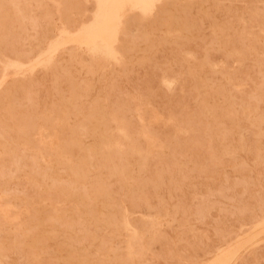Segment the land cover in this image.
I'll list each match as a JSON object with an SVG mask.
<instances>
[{"label": "rangeland", "instance_id": "rangeland-1", "mask_svg": "<svg viewBox=\"0 0 264 264\" xmlns=\"http://www.w3.org/2000/svg\"><path fill=\"white\" fill-rule=\"evenodd\" d=\"M6 1L0 264H264V0H128L88 46L97 0Z\"/></svg>", "mask_w": 264, "mask_h": 264}, {"label": "bare ground", "instance_id": "bare-ground-1", "mask_svg": "<svg viewBox=\"0 0 264 264\" xmlns=\"http://www.w3.org/2000/svg\"><path fill=\"white\" fill-rule=\"evenodd\" d=\"M8 1V0H7ZM6 1V2H7ZM27 1V0H26ZM128 0H97V12L96 13H94L93 15V18H94V25L93 26H91V27H83V26H81V27H78V30H77V33L75 34L76 36H75V38H70V41H73V42H77V43H79V44H81V45H86V46H88V45H91L94 41H95V39H102L103 37L104 38H107V39H109L110 41H111V43L113 44L116 40H114V38H113V36L114 35H112V31H111V28L112 27H117V25L119 24V18L121 17V15H120V12L123 10V9H125L126 7H127V2ZM141 5H144L145 3H147V1H151V0H137ZM23 2V1H22ZM154 2H155V0H154ZM1 3V2H0ZM16 3V2H15ZM20 3V2H19ZM37 3V2H36ZM150 4H152V3H150ZM0 5H2V3L0 4ZM4 5V4H3ZM18 5V4H17ZM17 5H15V7H17ZM20 5H21V3H20ZM144 6H147V5H144ZM152 6V5H151ZM149 7V8H152V7ZM13 7V6H12ZM140 8V7H139ZM17 9V8H16ZM15 9V15H18V13H19V11L21 10V9H17L16 10ZM153 9V8H152ZM5 10V9H4ZM14 10V9H13ZM128 10V9H127ZM163 10H164V8H163ZM96 11V10H95ZM158 11V10H157ZM162 11V10H161ZM165 11V10H164ZM23 13V12H22ZM138 14V13H137ZM12 14H10V16H11ZM14 14H13V16H15ZM47 15V14H46ZM45 15V16H46ZM9 16V17H10ZM20 16V15H19ZM22 17H23V15H21ZM52 16V15H51ZM25 17V16H24ZM47 17H49V16H47ZM131 17V16H130ZM134 17V16H133ZM140 17V16H139ZM7 18H8V14H7V11L6 12H4L3 11V8L1 9V7H0V27H2V26H4V28L6 27L5 25H3L4 23H6V20H7ZM14 18V17H13ZM17 18V17H16ZM15 18V19H16ZM41 18H43V17H41ZM41 18H38V20H40ZM45 18V17H44ZM62 18V17H61ZM132 18V17H131ZM18 19V18H17ZM20 19V18H19ZM47 19V18H46ZM49 19V18H48ZM91 19H92V17H91ZM9 20V19H8ZM87 20V19H86ZM163 20V19H162ZM175 20V19H174ZM23 21V20H22ZM37 21V20H36ZM44 20H42V22H43ZM47 21V20H46ZM45 21V22H46ZM53 21V20H52ZM70 21V20H69ZM18 22H21V21H19L18 20ZM41 22V23H42ZM45 22H43V24L41 25L42 26V28H43V26H45L44 25V23ZM54 22V21H53ZM132 22V21H131ZM135 22V21H134ZM150 22V21H149ZM32 23V25H33V22H31ZM70 23V22H69ZM126 23V22H125ZM130 23V22H129ZM158 23H160V22H158ZM18 24H22V23H18ZM25 24V23H24ZM60 24V23H59ZM141 24V23H140ZM168 24V23H167ZM50 25V24H49ZM53 25V24H52ZM138 25V24H137ZM151 25V24H150ZM18 26V25H17ZM65 26H66V24H65ZM141 26V25H140ZM19 27V26H18ZM25 26L24 25H22V28H24ZM36 27H38V26H36ZM36 27H33L34 29L36 28ZM46 27H49V26H45V28ZM51 27V26H50ZM156 27V26H155ZM163 27V26H162ZM52 28V27H51ZM186 28V27H185ZM3 29V28H2ZM16 28H14V30H15ZM19 29V28H18ZM18 29H16V30H18ZM49 30H50V28H48ZM46 30V31H48L49 32V30ZM53 29V28H52ZM51 29V30H52ZM125 29H127V28H125ZM4 30V29H3ZM11 30V29H10ZM44 30V29H43ZM141 30V29H140ZM5 31V30H4ZM45 31V32H46ZM8 31L6 30V33H7ZM15 32V31H14ZM41 33H42V30L40 31ZM48 32H46V33H48ZM51 33H52V31H50ZM61 32V31H60ZM22 33V32H21ZM37 33V32H36ZM62 34H68L69 32L68 31H66V30H63L62 32H61ZM75 33V32H74ZM0 34H2V33H0ZM8 35H9V32H8ZM19 35H20V32H19ZM38 35V33L36 34V36ZM40 35H42V34H39V36ZM47 35V34H46ZM49 35H51V34H49ZM120 35V34H119ZM124 35V34H123ZM125 35H127V34H125ZM21 36V35H20ZM139 36V35H138ZM137 36V37H138ZM142 36V35H141ZM52 37V36H51ZM120 37V36H119ZM126 37V36H125ZM128 37V36H127ZM1 39H2V37H0ZM4 38H5V36H4ZM7 38V37H6ZM10 38H11V36H10ZM20 38V37H19ZM40 38V37H39ZM44 38V37H43ZM130 38V37H129ZM14 39V38H13ZM13 39H12V41H13ZM21 39V38H20ZM123 39V38H122ZM8 40V39H7ZM21 40H23V39H21ZM106 40V39H105ZM5 41V40H4ZM9 41V40H8ZM11 40H10V43L12 42ZM133 40H131V42H132ZM1 42V41H0ZM38 42V41H37ZM44 42V41H43ZM4 43V42H3ZM53 43V42H52ZM52 43H50V44H52ZM55 43V42H54ZM54 43H53V45H54ZM4 44H6V43H4ZM184 44V43H183ZM0 45H1V43H0ZM3 45V44H2ZM1 45V46H2ZM8 45V44H7ZM6 46V45H5ZM52 46V45H51ZM58 47V43H56L55 44V47ZM104 46V45H103ZM126 46V45H125ZM41 47V46H40ZM68 47V46H67ZM70 47V46H69ZM102 47V46H101ZM4 48V47H3ZM2 48V49H3ZM24 48H26V46L25 47H23V49L21 48L20 50H26L27 51V49H24ZM28 48V47H27ZM39 48V47H38ZM49 49H51L52 50V48H50V46L48 47ZM54 48V47H53ZM107 48H108V46H107ZM117 48H118V46H117ZM35 49V48H34ZM41 49V48H40ZM55 49V48H54ZM58 49V48H57ZM95 49H97V48H95ZM4 50H6V49H4ZM13 50V49H12ZM45 50V49H44ZM99 50V49H98ZM112 51H113V49H111ZM118 50V49H117ZM3 51V50H2ZM8 51V50H7ZM30 51H32L31 50V48H30ZM29 51V52H30ZM36 51V50H35ZM47 51V50H46ZM90 51H92L91 49H90ZM128 51H129V49H128ZM6 52V51H5ZM11 52V51H10ZM15 52V51H14ZM21 52V51H20ZM28 52V53H29ZM37 52V51H36ZM40 52H41V50H40ZM104 52H105V50H104ZM115 52V51H114ZM12 53V52H11ZM106 53H108V50H107V52ZM109 53H110V51H109ZM33 54H35L34 53V51H33ZM39 54V53H38ZM71 54H73V53H71ZM4 55V54H3ZM6 55H7V53H6ZM15 55V54H14ZM19 55V54H18ZM25 55V54H24ZM30 55V54H29ZM29 55H28V57H29ZM32 55V54H31ZM30 55V56H31ZM36 55H37V53H36ZM40 55V54H39ZM111 55V54H110ZM113 55V54H112ZM69 56H71V55H69ZM23 57H25V56H23ZM23 57H22V59H23ZM27 57V58H28ZM38 57V56H37ZM72 57H74V56H72ZM72 57L71 58H69V59H72ZM92 57V56H91ZM90 57V58H91ZM109 57V56H108ZM114 57V56H113ZM118 57H120V56H118ZM11 58H13L12 56H11ZM20 58V57H19ZM85 58V57H84ZM13 59H15V58H13ZM93 59V58H92ZM8 60V59H7ZM16 60V59H15ZM27 60V59H26ZM91 61V60H90ZM95 61V60H94ZM100 61V60H99ZM89 61H87V63H88ZM107 62V61H106ZM16 63V62H15ZM83 63V62H82ZM90 63V65H92V63L91 62H89ZM94 63V62H93ZM98 63V62H97ZM11 64V63H10ZM86 64V63H85ZM89 65V64H88ZM89 65V68L91 67ZM96 65V64H95ZM12 66H14V68H16L17 69V67H19L20 68V66L18 65V64H13L12 63ZM26 66V65H25ZM93 66H94V64H93ZM103 66V65H102ZM84 67V66H83ZM95 67V66H94ZM6 68H8V67H6ZM62 68V67H61ZM85 68V67H84ZM105 69V68H104ZM91 70V69H90ZM96 70V69H95ZM128 70V69H127ZM56 71V70H55ZM106 71V70H105ZM112 71V70H111ZM64 72V71H63ZM92 72H93V70H92ZM124 72V71H123ZM66 73H67V71H66ZM104 73V72H103ZM22 74V73H21ZM63 74H65V73H63ZM62 74V75H63ZM89 74V73H88ZM102 74V73H101ZM113 74V73H112ZM125 74V73H124ZM14 75V74H13ZM58 75V74H57ZM67 75H68V73H67ZM67 75L65 76V77H67ZM125 77V76H124ZM103 78V77H102ZM123 78V77H122ZM58 79V78H57ZM93 79V78H92ZM100 79H101V77H100ZM111 79V78H110ZM127 79V78H126ZM3 80V79H2ZM56 80V79H55ZM67 80H68V78H67ZM102 80V79H101ZM116 81H117V79H115ZM114 80V81H115ZM65 81V80H64ZM96 81H100V80H97L96 79ZM103 81V80H102ZM110 81V80H109ZM92 82V81H91ZM111 82V81H110ZM2 83V82H1ZM86 83H88V82H86ZM82 84H84V83H82ZM91 84V83H90ZM103 84V83H102ZM105 84V83H104ZM70 85V84H69ZM111 85V84H110ZM114 85V83L112 82V86ZM20 86V85H19ZM31 86V85H30ZM80 86V85H79ZM78 86V87H79ZM84 87H86L85 86V84L83 85ZM90 86V85H89ZM118 87V86H117ZM115 88V87H114ZM16 89V88H15ZM20 89H21V87H20ZM24 89V88H23ZM87 89V87L84 89V90H86ZM30 90V89H29ZM67 90V89H66ZM72 90H74V89H72ZM83 90V89H82ZM81 90V91H82ZM6 90H4V92H5ZM15 92V91H14ZM6 93V92H5ZM80 93V92H79ZM1 94H3V93H1ZM9 94V93H8ZM8 94H5V96L6 95H8ZM72 94V93H71ZM70 94V95H71ZM76 93H74V95H75ZM78 94V93H77ZM26 96V95H25ZM27 96H28V94H27ZM76 96V95H75ZM220 96V95H219ZM3 97V96H2ZM71 97V96H70ZM81 97V96H80ZM6 98V97H5ZM13 98V94H12V97H11V99ZM9 99H10V96H9ZM16 99V98H15ZM76 99V98H75ZM70 100V99H69ZM118 100V99H117ZM12 102L13 101H15V102H13L14 104L15 103H17L18 104V100L16 101V100H11ZM70 101H72V100H70ZM9 102V101H8ZM12 103V104H13ZM76 103V102H75ZM11 104V105H12ZM13 104V105H14ZM16 104V105H17ZM71 104V103H70ZM58 105V104H57ZM116 105V104H115ZM123 105V104H122ZM121 105V106H122ZM114 106V105H113ZM117 106V105H116ZM115 107V106H114ZM131 107V106H130ZM55 108V107H54ZM60 110V109H59ZM23 111V110H22ZM72 111H74V110H72ZM100 111V110H99ZM102 111V110H101ZM113 111H114V108H113ZM15 112H17V111H15ZM96 112H97V110H96ZM115 112V111H114ZM117 112H119V111H117ZM125 112V111H124ZM129 112V111H128ZM133 112V111H132ZM27 113V112H26ZM61 113V112H60ZM95 113V112H94ZM110 113V112H109ZM25 114V113H24ZM57 114H58V112H57ZM64 114V113H63ZM106 114V113H105ZM116 114V113H115ZM122 114V113H121ZM28 115V114H27ZM27 115H25V116H27ZM58 115H60V114H58ZM109 115V114H108ZM107 115V116H108ZM117 115H119V114H117ZM103 116V115H102ZM263 116V115H262ZM89 117H91V116H89ZM258 117V116H257ZM30 118V117H29ZM85 118V117H84ZM111 118V117H110ZM109 118V119H110ZM116 118H117V116H116ZM199 118V117H198ZM86 119H88V118H86ZM99 119V116H98V114L97 115H95V116H93V120H94V122L95 121H97ZM28 120V119H27ZM92 120V119H91ZM108 120V119H107ZM44 121V120H43ZM99 121V120H98ZM46 122V121H45ZM49 122V121H48ZM84 122V121H83ZM92 123V122H91ZM96 123H98V122H96ZM101 123V122H100ZM104 123H106V122H104ZM108 123V122H107ZM111 123H112V121H111ZM30 124H32V123H30ZM46 124V123H45ZM45 124H43L44 126H45ZM85 124V123H84ZM83 124V127L85 126ZM110 124V123H109ZM189 124V123H188ZM79 126H80V123L78 124ZM89 125V124H88ZM93 125V124H92ZM91 125V126H92ZM128 125V124H127ZM36 126V125H35ZM91 126H90V129H91ZM98 126V125H97ZM107 126H108V124H107ZM112 126V125H111ZM129 126V125H128ZM134 126V125H133ZM187 126V125H186ZM262 126V125H261ZM6 127V126H5ZM9 127V126H8ZM75 128H76V126H74ZM78 127V126H77ZM106 128V127H105ZM127 128V127H126ZM93 129H94V126H93ZM108 129V128H107ZM130 129H131V126H130ZM72 130H74V129H72ZM127 130V129H126ZM35 131V130H34ZM83 131H85V130H83ZM133 132V131H132ZM136 132V131H135ZM70 133H71V131H70ZM134 133V132H133ZM93 134V133H92ZM105 134H106V131H105ZM119 134V133H118ZM132 134V133H131ZM77 135H78V133H77ZM6 136V135H5ZM80 136V135H79ZM87 136H89V135H87ZM108 135H106V137H107ZM122 136V135H121ZM147 136V135H146ZM166 136V135H165ZM82 137V136H81ZM111 137V136H110ZM109 137V138H110ZM119 137V136H118ZM130 137V136H129ZM147 137H149V136H147ZM224 137V136H223ZM227 137V136H226ZM68 138V137H67ZM70 138V137H69ZM137 138V137H136ZM135 138V139H136ZM45 139V138H44ZM82 139V138H81ZM87 139V138H86ZM102 139V138H101ZM243 139V138H242ZM264 139V138H263ZM137 140V139H136ZM141 140V139H140ZM139 140V141H140ZM71 141V140H70ZM69 141V142H70ZM76 141H78V140H76L75 139V143H77ZM138 141V142H139ZM122 142H123V138H122ZM121 142V145L123 144ZM148 142V141H147ZM64 143V142H63ZM72 143H74V142H72ZM71 143V144H72ZM107 143V142H106ZM120 143V142H119ZM70 144V145H71ZM137 144V143H136ZM144 143L142 142L141 143V147H142V145H143ZM68 144H67V141H66V145L65 146H67ZM72 145H74V144H72ZM76 145V144H75ZM81 145V144H80ZM92 145V144H91ZM99 145V144H98ZM64 146V145H63ZM83 145H81V147H82ZM87 146V145H86ZM143 146H145V145H143ZM150 146V145H149ZM92 147V146H91ZM106 147V146H105ZM128 147H130V146H128ZM140 147V146H139ZM141 147H140V149H141ZM86 148V147H85ZM89 148V149H88ZM88 148H86V149H88L87 151H89L90 152V147L88 146ZM65 149V148H64ZM108 149V148H107ZM139 149V150H140ZM142 149L144 150V148L142 147ZM66 150H68V149H66ZM70 150V149H69ZM69 150H68V153L70 154V152H69ZM77 150V149H76ZM83 150H84V148H83ZM99 150V149H98ZM126 150H128V149H126ZM142 150V151H143ZM129 151H130V149H129ZM181 151V150H180ZM75 152V151H74ZM81 152V151H80ZM84 152V151H83ZM78 153H79V150H78ZM88 153V152H87ZM86 153V154H87ZM93 153H95V152H93ZM92 153V154H93ZM100 153V152H99ZM115 153H116V151H115ZM66 154V153H65ZM68 154V155H69ZM75 154V153H74ZM77 154V153H76ZM91 154V153H90ZM90 154H89V156H90ZM121 154H124V153H121ZM125 154H126V152H125ZM229 154V153H228ZM82 155V154H81ZM83 155H84V153H83ZM88 155V154H87ZM94 155V154H93ZM100 155H101V153H100ZM99 155V156H100ZM118 155V154H117ZM121 156V155H120ZM126 156L127 155H125V156H123V157H125V159H126ZM131 156V155H130ZM52 157V156H51ZM102 157V156H101ZM100 157V158H101ZM131 157H133V156H131ZM144 157H145V155H144ZM178 157V156H177ZM89 158H92V157H89ZM129 158V157H128ZM84 159V158H83ZM102 159V158H101ZM150 159V158H149ZM77 160H79V159H77ZM81 160V159H80ZM85 160H89V159H85ZM95 160V159H94ZM93 160V161H94ZM128 160V159H127ZM133 160V159H132ZM138 160V159H137ZM84 160H82V162H83ZM101 161V160H100ZM105 161V160H104ZM120 161V160H119ZM149 161V160H148ZM79 163L81 162V161H78ZM90 162V161H89ZM95 162V161H94ZM122 162V161H121ZM129 162V161H128ZM138 162V161H137ZM144 163H145V161H144ZM89 164H92L93 165V162H91V163H89ZM97 164V163H96ZM95 164V165H96ZM123 163H121V165H122ZM127 164V163H126ZM125 164V165H126ZM92 165L91 166H89V167H92ZM111 165V164H110ZM124 165V166H125ZM128 165V164H127ZM132 165V164H131ZM136 165V164H135ZM153 165V164H152ZM163 165V164H162ZM78 166V165H77ZM94 166V165H93ZM137 166V165H136ZM96 167V166H95ZM98 167V166H97ZM103 168L105 167V166H102ZM135 167V166H134ZM68 168V167H67ZM83 168V167H82ZM130 168H132V167H128V170L130 169ZM146 168V167H145ZM80 169V168H79ZM85 169V168H84ZM84 169H82V170H84ZM90 169H92V168H90ZM93 169H94V167H93ZM92 169V170H93ZM125 169V168H124ZM140 169V168H139ZM149 169V168H148ZM33 170V169H32ZM81 170V169H80ZM86 170V169H85ZM147 170V169H146ZM111 171V170H110ZM116 171V170H115ZM118 171V170H117ZM37 172V171H36ZM88 172V170L85 172L84 171V173H87ZM128 172V171H127ZM142 172V171H141ZM82 173H83V171H82ZM82 173H80V174H82ZM168 173V172H167ZM79 174V173H78ZM153 174V173H152ZM156 174V173H155ZM172 174H173V172H172ZM69 175H72V174H69ZM82 175H84V174H82ZM88 175V174H87ZM108 175V174H107ZM112 176V175H111ZM125 176H127V175H125ZM40 177H43L42 175L40 176ZM71 177V176H70ZM74 177H75V175H74ZM74 177H72V179H77V177L78 176H76V178H74ZM86 177V176H85ZM129 177V176H128ZM131 177H129V179H130ZM69 179V178H68ZM38 180H39V178H38ZM52 180V179H51ZM69 181H70V179H69ZM71 182V181H70ZM69 183V182H68ZM94 183V182H93ZM72 184H75V183H72ZM91 184V183H90ZM89 184V187L91 186ZM56 185V184H55ZM70 185V184H69ZM95 184H93L92 186H94ZM141 185V184H140ZM143 185H147V184H145V183H143ZM57 186H59V185H57ZM92 186L90 187V188H92ZM96 186V185H95ZM98 186V185H97ZM97 186H96V189H97ZM101 186V185H100ZM138 186V185H137ZM155 186V185H154ZM60 187V186H59ZM71 187H74V186H72L71 185ZM87 187V186H86ZM67 188V187H66ZM84 188V187H83ZM105 188V187H104ZM142 188H144V187H142ZM141 187H140V189H142ZM58 189V188H57ZM70 189V188H69ZM71 189H74V188H71ZM89 189V188H88ZM98 189H99V187H98ZM98 189L97 190H95V191H97L96 193H98ZM139 189V188H138ZM145 189V188H144ZM143 189V190H144ZM150 190H153V188L151 189V187L149 188ZM53 190V189H52ZM67 190V189H66ZM100 190H101V188H100ZM112 190V189H111ZM143 190H141L142 192H143ZM147 190V189H146ZM149 190V191H150ZM64 191V190H63ZM94 191V190H93ZM92 191V192H93ZM94 191V192H95ZM140 191V190H139ZM145 191V190H144ZM76 192V191H75ZM85 192V191H84ZM91 192V191H90ZM92 193V195L93 194H95L96 195V193ZM103 192V191H102ZM146 192H148V191H146ZM89 193V192H88ZM106 193H108V192H106ZM106 193H105V195H106ZM116 193H118V192H116ZM133 193V192H132ZM136 193V192H135ZM138 193V192H137ZM150 193V192H149ZM99 194H101V193H99ZM114 194V193H113ZM72 195V194H71ZM102 195V194H101ZM77 196V195H76ZM85 197H86V195H84ZM94 196V195H93ZM97 196H98V194H97ZM96 196V197H97ZM107 196V195H106ZM113 196H115V195H113ZM88 197V196H87ZM102 197V196H101ZM124 197H125V195H124ZM135 197V196H134ZM78 198V197H77ZM79 199V198H78ZM84 199V198H83ZM86 199V198H85ZM93 200H94V198H92ZM111 199V198H110ZM77 200V199H76ZM82 200V199H81ZM95 201H97V200H94V203H95ZM116 201V200H115ZM118 201V200H117ZM137 203H138V201H137ZM143 203V202H142ZM96 204V203H95ZM87 205V204H86ZM128 205V204H127ZM137 205V204H136ZM140 205V204H139ZM138 205V206H139ZM88 206H89V204H88ZM91 206V205H90ZM132 206V205H131ZM122 207H124V205L122 206ZM125 208V207H124ZM75 211V210H74ZM89 211V210H88ZM87 211V212H88ZM72 212V211H71ZM92 212H93V210H92ZM95 212V211H94ZM89 213V212H88ZM61 214V213H60ZM89 214H92L91 212L89 213ZM97 214V213H96ZM94 215H95V213H94ZM104 215V214H103ZM162 215V214H161ZM199 215V214H198ZM34 217V216H33ZM96 217H97V215H96ZM35 219V218H34ZM44 219V218H43ZM98 219V218H97ZM116 219V218H115ZM68 220V219H67ZM101 220V219H100ZM100 220H99V222H100ZM112 220V219H111ZM97 221V220H96ZM103 221V220H102ZM113 221V220H112ZM114 222V221H113ZM98 223V222H97ZM97 223H95V224H97ZM57 224V223H56ZM104 224V223H103ZM102 224V225H103ZM105 224L107 225V223L105 222ZM52 225V224H51ZM68 225V224H67ZM100 225V224H99ZM96 227H97V225H95ZM105 226V225H104ZM103 226V227H104ZM58 227V226H57ZM62 227V226H61ZM133 227V226H132ZM63 228V227H62ZM61 228V229H62ZM69 228V227H68ZM30 229H31V227H30ZM58 229V228H57ZM61 229H60V231H61ZM104 229V228H103ZM63 230V229H62ZM65 230V229H64ZM96 230V229H95ZM86 232H87V230H86ZM59 233V232H58ZM36 234V233H35ZM42 234V233H41ZM87 234V233H86ZM90 234H91V232H90ZM45 235V234H44ZM55 235L56 234H54V237H55ZM52 236V235H51ZM126 236V235H125ZM41 237H42V235H41ZM104 237H106V236H104ZM109 237V236H108ZM37 238V237H36ZM47 238V237H46ZM49 238H52V237H49ZM38 239V238H37ZM37 239H36V241H37ZM70 239V238H69ZM72 239V238H71ZM33 240V239H32ZM39 240V239H38ZM33 242H35V241H33ZM38 243V242H37ZM29 246V245H28ZM31 248H32V245H31ZM35 248V247H34ZM1 249V248H0ZM27 250V249H26ZM30 252V251H29ZM140 252V251H139ZM135 254V253H134ZM235 256V252H228V254L226 255L225 254V256H222V258H220V259H218V261L216 262V264H226V263H228V261L230 262V260L233 258Z\"/></svg>", "mask_w": 264, "mask_h": 264}]
</instances>
